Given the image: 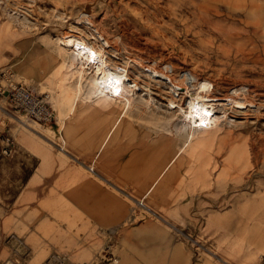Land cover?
Returning a JSON list of instances; mask_svg holds the SVG:
<instances>
[{"label": "rangeland", "instance_id": "374dc122", "mask_svg": "<svg viewBox=\"0 0 264 264\" xmlns=\"http://www.w3.org/2000/svg\"><path fill=\"white\" fill-rule=\"evenodd\" d=\"M182 1L0 0V68L42 94L58 116L57 124H44L0 96V264H223L218 260L223 256L225 264L262 263L264 243L256 258L247 260L254 234L236 230L252 222L264 228V0ZM84 12L115 44L126 40V29L139 42L148 41V55L172 62L180 73L192 70L215 82L224 78L218 96L238 82L247 86L240 93L253 105L227 106L232 124L203 148L200 162L210 165L209 179L200 168L183 170L182 184L149 202L156 215L132 198L145 192L164 150L181 142L175 130L152 132L156 124L146 121L154 138L144 140L142 130L148 129L140 125L123 134L121 151L112 158L93 159L96 135L104 128L95 125L106 123L86 113L62 150L60 133L72 119L65 124L60 101L39 74L21 72L28 51L50 48V36L81 22ZM11 13L27 17L25 30ZM168 90L152 87L157 104L166 105ZM22 120L41 133L26 130ZM92 164L105 180L85 168ZM87 177L114 194L113 208L82 206L81 182ZM49 192L52 197H44Z\"/></svg>", "mask_w": 264, "mask_h": 264}, {"label": "bare ground", "instance_id": "6f19581e", "mask_svg": "<svg viewBox=\"0 0 264 264\" xmlns=\"http://www.w3.org/2000/svg\"><path fill=\"white\" fill-rule=\"evenodd\" d=\"M82 17L81 22L70 23L65 32L50 36V48L44 46L41 50L28 51L24 58L22 57L27 66L21 72L39 74L41 81L45 80L43 85L50 88L60 101L65 124L68 118L72 119L65 133L61 131V139L69 138L75 123L86 113L100 115L105 119V125L100 126L99 121L95 125V129L104 128L96 135L99 139L93 159H97L99 152L111 137L114 136L115 142H119L124 133L140 125L148 129L142 130L143 135L147 137L144 140L154 138L149 132L151 125L146 121L156 124V129L152 127V132L159 129L161 132L164 129L175 130L181 142L178 143L176 139V144L164 150L161 162L144 185L145 192L139 199L135 198V202L143 210L155 213L149 202L169 193L174 185L182 184L186 179L185 176L181 177L183 170H187L188 174L196 167L200 168L202 175L209 179L207 172L211 169L210 165L205 161L200 162L203 148L206 144L213 143L215 138L232 124L227 114V106L238 109L253 105L251 100L242 95V89L247 86L244 87V83H235L229 94L218 96L217 86L225 83L224 78L215 82L212 78L202 77L192 70L180 73L172 62L148 55V41L139 42L140 35L137 38L136 34H129L124 29L123 38H129L131 43L120 39L119 44H115L97 27L90 13L84 12ZM10 18L17 20L24 30L28 26L26 16L11 13ZM60 18L65 19V16L60 15ZM80 24L87 30L81 28ZM156 85H164L169 89L165 106L157 104L152 94V87ZM241 91L243 93H240ZM186 93L189 96L183 105L181 101ZM20 123L26 130L38 132L25 120ZM88 168L95 172L93 164ZM147 196H150L148 201Z\"/></svg>", "mask_w": 264, "mask_h": 264}, {"label": "crops", "instance_id": "0c3cea01", "mask_svg": "<svg viewBox=\"0 0 264 264\" xmlns=\"http://www.w3.org/2000/svg\"><path fill=\"white\" fill-rule=\"evenodd\" d=\"M56 115H57V112H56ZM33 133L39 134L41 132L38 131V132H33ZM48 140L52 141L50 138H48ZM67 140H68V138L66 140H63L60 138V142H61L60 149L65 150V145H66ZM118 145H119V142H115L114 136L111 137L109 139V141L105 144L104 148L99 152L97 159H99V158L102 159L104 157L106 159L112 158L111 155L115 154L116 153L115 151H117L118 149L120 150ZM132 158L134 159L133 153H132ZM88 167H89V165L86 166L85 168L89 172H91L95 176L101 178L102 180H105L96 171L93 172ZM81 185L83 188V190H82V193H83L82 201L84 203V205H82L83 207H85V208H89V207H91V208H108V209H111L114 207L113 206V204L115 202L114 194L108 189H101V185L99 184V182H97L93 178L87 177V179H85L83 182H81ZM116 189H117V187H116ZM50 193L51 192H49V194L47 196H44V197H48V198L50 197L51 198L52 193L51 194ZM72 193H70V194L68 193V195H67L68 196L67 198L70 200H72V197H71V195L73 196ZM74 199H76V197H74ZM132 200L135 201V198H132ZM92 203H97V204H92ZM115 228L116 227L113 228V231H115ZM248 231L252 232L254 234V237H253V240L251 241V243L248 245L249 250L246 253V256L248 257L247 260L256 258V255H257V252L259 249V243H262V244L264 243V228L263 227H260L259 225H257V223L252 222L250 224V226L247 225V227L244 226V228L236 230V232L240 235H244ZM226 252L229 254V252H231V251L226 250ZM218 260H220L223 264L228 263V260L224 256L218 258Z\"/></svg>", "mask_w": 264, "mask_h": 264}, {"label": "built area", "instance_id": "2783aa9c", "mask_svg": "<svg viewBox=\"0 0 264 264\" xmlns=\"http://www.w3.org/2000/svg\"><path fill=\"white\" fill-rule=\"evenodd\" d=\"M0 96L8 100L11 107L44 124H57L54 108L42 94L36 93L13 77L8 68H0ZM264 264V254L262 263Z\"/></svg>", "mask_w": 264, "mask_h": 264}]
</instances>
